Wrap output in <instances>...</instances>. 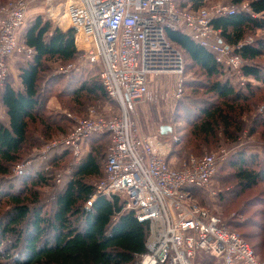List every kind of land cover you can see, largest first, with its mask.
I'll return each mask as SVG.
<instances>
[{"label": "trees", "instance_id": "16d2710c", "mask_svg": "<svg viewBox=\"0 0 264 264\" xmlns=\"http://www.w3.org/2000/svg\"><path fill=\"white\" fill-rule=\"evenodd\" d=\"M205 1L184 0L181 5L184 9L196 11L205 6ZM246 1L249 2V10L239 8ZM230 2L238 8L235 13L215 18L212 24L220 31L223 42L234 46L235 52L241 57L243 64L240 70L247 81L253 79L264 84V63L259 62V59H264V38L255 37L252 41L247 38L257 30L264 31V0ZM21 34V43L33 48L34 54L30 58L20 55L25 57V63L19 66L20 85H15L8 78L0 98L6 109V121L0 120V175L4 177L11 173L12 165L21 161L31 125L39 121L46 136L54 128V119L51 115L46 117L43 111L46 106L45 92H48L51 81L48 79L42 88L46 60L70 63L81 55L75 44V29L52 28L50 21H44L41 16L36 17ZM168 36L200 67L205 75L202 85L206 88L203 92L220 100L219 103L210 102V99L201 97L198 98L199 105L194 103L198 116L192 123L188 145L194 140L192 135L195 140H199L198 147L209 138L215 142L221 137L237 141L238 133L243 130V115L245 111L250 112V100L264 86L255 85L249 82L251 80L245 86L235 84L233 77L236 71L229 66L225 68L213 50L179 31L168 30ZM85 91H89L88 94L97 92L112 100L98 74L81 81L70 95L75 102L79 100L80 103ZM261 119H257L255 125L264 122ZM59 128L63 130L62 126ZM90 140L92 150L73 170L64 188L54 196L53 212L43 211L37 190L40 186L49 185V170L27 169L18 178L0 182V217L5 211L3 205L10 208L0 218V240L13 237L8 251L0 253V264H4L1 259L12 261L10 264H132L137 254L146 251L149 222L140 220L132 211H124L121 197L100 195L89 208L86 207L95 192V186L89 180L102 175L95 153L101 150L102 142L109 140V136H93ZM178 143H183V139ZM183 145L182 148H185L186 143ZM67 153L66 150L56 159ZM246 154L240 151L230 161L241 192L264 184V157L258 154L248 157ZM260 194L263 197L247 203L257 208L240 226L251 225L253 232L256 231L255 234L246 233L245 237H262V240L251 246L255 252L259 249V253L264 256V188ZM50 231L52 236L49 235ZM20 247L22 252L17 251Z\"/></svg>", "mask_w": 264, "mask_h": 264}, {"label": "built area", "instance_id": "2783aa9c", "mask_svg": "<svg viewBox=\"0 0 264 264\" xmlns=\"http://www.w3.org/2000/svg\"><path fill=\"white\" fill-rule=\"evenodd\" d=\"M36 1L12 0L0 8V93L9 75L10 59L16 55L30 58L34 54L33 48L19 43V35L27 23L30 5ZM178 1L67 2L65 17L75 29L76 48L89 62L99 65L100 81L122 113L81 119L68 137L52 145L65 146L78 156L91 137L109 136L105 178L86 207L100 195L123 196L124 211L148 220L146 251L136 255V264H200L198 260L203 256L224 264H264L241 234L194 198L193 189L218 194L210 187L218 167L215 154L200 160L191 158L181 168L173 167L167 154L154 147L128 114L129 104L145 100L150 93V73L183 74L184 57L166 36L170 29L213 50L220 62L222 56H231L228 66L236 71L243 64L234 46L224 43L220 31L212 27L214 18L235 13V6L217 5L189 12L181 9ZM242 8L249 10L248 6ZM183 85L182 79L177 97L184 92ZM20 166L21 174L24 170Z\"/></svg>", "mask_w": 264, "mask_h": 264}, {"label": "rangeland", "instance_id": "374dc122", "mask_svg": "<svg viewBox=\"0 0 264 264\" xmlns=\"http://www.w3.org/2000/svg\"><path fill=\"white\" fill-rule=\"evenodd\" d=\"M10 1L12 0H0V8L6 6ZM69 1L70 0H55L54 2H47V0H38L33 2L29 9L32 8V10L42 13H34L30 16L28 13L27 23L21 32L25 31L39 14L44 21H50L52 28L59 27L63 30L72 28L70 21L65 17L67 2ZM183 1L184 0H179L176 2L181 9H184L181 5ZM247 4H249L248 1L244 2L239 8H246V6H248ZM217 5H220L221 7L234 6L231 4L230 0H206L203 8H211L212 6ZM39 7L44 9L40 10ZM235 8L236 10L238 9L237 6H235ZM186 10L189 12H195L194 10H191V8H187ZM212 27L214 28L213 24ZM185 29L186 28H183V31ZM250 34L251 35L247 37L248 39H254L255 37L264 38V31L262 30H257L255 33L253 32ZM166 36L169 38L168 31L166 32ZM171 42L181 51L184 57L185 69L183 74L175 71H165L158 74L150 73L148 77L150 93L145 100H139L133 104H129L128 114L139 126L142 134L151 139L154 147H157L159 151L162 150L164 154H167V159L173 167L181 168L182 163L191 158L200 160L207 154H215L218 159V167L216 173L211 179L210 187L213 191H217L218 194H211L206 189H196L193 194L194 198L201 206L225 220L231 229L244 235L243 238L250 245H253L254 242L262 240V237H245L246 233L255 234L254 232L256 231L253 232L251 225L246 227H241L240 225L247 217H250L254 213L253 211L257 208L248 206L249 204L247 203L263 197L262 194H260V191L264 188V184L260 183L257 187L241 192L240 186L234 177V169L230 165V161L238 155L240 151L246 152V156L248 157L253 154H258L261 158L264 157V122L262 121L255 125L256 120L260 117L264 120V112H262V106L264 104V87L263 90H259L252 98L253 101L250 100V112L245 111L246 114L243 115V130L238 133L237 141L221 137L219 138V141L215 142L212 138H209L206 143L204 142L201 147H198L197 144L199 140H195V137L192 135L191 138L194 140L192 142L190 141L188 145L192 123L198 116V113H196L197 111L194 110L196 104L199 103L198 98H208L210 99V102L218 101L217 103H219L220 100L210 97L203 92L206 88L202 85L205 75L200 67L191 61L180 46L173 41ZM19 43L22 44L20 41V35ZM230 57L231 56L227 55L222 56L221 58L222 64L225 65V68H228ZM14 59H16L13 67L14 70L15 67L18 68L21 64L25 63L20 55L13 56L10 60ZM259 62L264 63V59H259ZM45 65L46 71L41 80L42 88L45 87V83L48 79L51 81L48 84V92H45L44 104L46 106L43 107V111L46 117L51 115V118L55 120H52L54 128L52 133H50L49 136H46L44 134L46 133L44 127L39 121L31 125L28 143L22 152L23 156L21 161L11 166L10 174L5 177L0 175V182L4 181V179L9 180L23 175L24 172L20 174L21 169L18 168L20 165L23 167L24 171L27 169L49 170V175L51 176H47L49 178L47 184L49 185L40 186L37 190H39L40 193V204H42L43 211L53 212L54 196L64 188L67 180L71 177L73 170H75L80 162L87 157L88 153L92 150V144L91 140H87L84 144L83 150L78 156H76L74 151L65 146L52 144L68 137L73 130L76 129L79 120L88 119L93 115H98L104 118L114 117L122 113V108L118 102L108 100L106 96L99 95L97 92L88 94L89 91H85L80 103L79 100H76L75 102L72 95H70L71 90L75 88V86H79L81 81L89 77L93 78L97 76V74L99 75V65L89 62L84 54L81 53L80 56L72 60L70 63H64L61 60L48 59L46 60ZM230 68L232 67L230 66ZM14 70L9 67L7 80L10 78L11 82L17 84L20 77L16 75L17 73L15 74ZM182 79L184 80V92L180 97H177V89L179 87V82ZM249 80V82H253L255 85L264 86L262 82H256L253 79ZM233 81L235 84L237 83L238 85L241 84L244 86L248 82L247 78L242 75L241 70L234 73ZM193 83L197 85H194ZM195 89L197 90L196 92H194ZM1 93L0 98L2 96ZM5 113L6 109L0 102V120L6 121ZM162 125H171L172 132L163 134L161 132ZM56 126H58V128ZM60 126H62L63 130H60ZM182 139L183 143H186L185 148H182L184 146L183 143H178L181 142ZM102 144L103 147L101 150L96 151L95 153L100 163L102 175L93 176L89 180L95 186V190L100 181L105 178L104 158H106L105 155L109 146V140L103 141ZM66 150L68 153L65 156L56 159V156H60L59 154H63ZM121 199H124V197L122 196ZM3 210L5 211L1 214V217L6 215V212H8L10 208L3 205ZM49 235L52 236L51 231L49 232ZM10 240H13V237L9 236L6 239L0 240V253L4 254L8 251L7 248L12 243ZM21 249L22 248L20 247L17 251L22 252ZM256 252L260 257H264L259 253V249H256ZM137 261L138 258L136 257L132 264H136ZM11 262L1 259V263L4 264H10ZM198 263L224 264L223 261L209 259L208 256L200 258Z\"/></svg>", "mask_w": 264, "mask_h": 264}, {"label": "crops", "instance_id": "0c3cea01", "mask_svg": "<svg viewBox=\"0 0 264 264\" xmlns=\"http://www.w3.org/2000/svg\"><path fill=\"white\" fill-rule=\"evenodd\" d=\"M37 8V7H36ZM40 8V10L42 9H44V8H42V7H39ZM28 13H29V16L30 15H32V14H34V13H42V12H39V11H34V10H32V8L31 9H29V11H28ZM40 15V14H39ZM39 15H37V17L39 16ZM22 58H25V57H22ZM15 62H16V59H14V60H10L9 61V67H11L13 70H14V64H15ZM14 72H15V74L16 75H18L19 77H20V67H18V68H16L15 67V70H14ZM15 85H20V80L17 82V84H15Z\"/></svg>", "mask_w": 264, "mask_h": 264}, {"label": "water", "instance_id": "95a60500", "mask_svg": "<svg viewBox=\"0 0 264 264\" xmlns=\"http://www.w3.org/2000/svg\"><path fill=\"white\" fill-rule=\"evenodd\" d=\"M161 132L163 134H168L169 132H172V126L171 125H162L161 126Z\"/></svg>", "mask_w": 264, "mask_h": 264}]
</instances>
